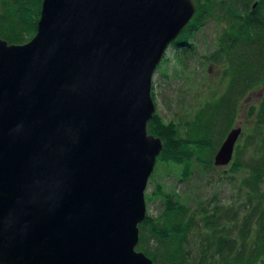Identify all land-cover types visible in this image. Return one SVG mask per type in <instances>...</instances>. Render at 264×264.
Segmentation results:
<instances>
[{
	"label": "water",
	"instance_id": "water-1",
	"mask_svg": "<svg viewBox=\"0 0 264 264\" xmlns=\"http://www.w3.org/2000/svg\"><path fill=\"white\" fill-rule=\"evenodd\" d=\"M194 12L195 0H41L27 41L0 38V264H153L135 248L162 149L146 128L152 75Z\"/></svg>",
	"mask_w": 264,
	"mask_h": 264
},
{
	"label": "trees",
	"instance_id": "trees-1",
	"mask_svg": "<svg viewBox=\"0 0 264 264\" xmlns=\"http://www.w3.org/2000/svg\"><path fill=\"white\" fill-rule=\"evenodd\" d=\"M40 2L0 0V38L8 43L27 41L35 33ZM214 9L221 14L218 22H224V26L207 61L227 64L226 94L200 107L193 117L182 123V128L161 121L155 113L146 126L147 132L158 136L163 143L156 163L180 166L181 179L188 177L195 163L204 169L213 168L212 156L218 143L234 123L233 96L241 95L261 81L264 86V0H195L194 15L170 44L186 45L184 49L189 50L187 40L191 30L200 27ZM254 115L249 142L256 157L249 165L251 172L245 185L250 182V190L257 191L264 177V92ZM238 165L233 162L231 169L237 170ZM155 196L160 200L161 209L155 216L145 215L138 225L139 239L135 246L153 264H264L261 214L258 213L252 244L246 246L242 238L235 246L223 225L227 218L219 212L217 204L207 202L191 208L181 194L163 190L159 184L145 196L146 203ZM258 198H262L260 193ZM252 209L257 212L258 200ZM194 232L199 237L200 251L196 258L190 252V236Z\"/></svg>",
	"mask_w": 264,
	"mask_h": 264
},
{
	"label": "rangeland",
	"instance_id": "rangeland-1",
	"mask_svg": "<svg viewBox=\"0 0 264 264\" xmlns=\"http://www.w3.org/2000/svg\"><path fill=\"white\" fill-rule=\"evenodd\" d=\"M220 15L214 9L212 14L204 18L200 27L191 30L192 34L187 40L189 50L184 49L186 45L176 47L174 44H169L165 49L153 72L151 85L154 113L161 121L175 123L182 128V123L193 117L200 107L226 94L227 64H211L207 61L209 53L217 46V37L224 26V22H218ZM261 82L241 95L236 93L233 96L235 118L232 127L239 125L241 131L235 141L231 160L226 165L204 169L195 163L188 177L181 179L180 166L155 162L144 190L145 197L159 184L163 190L181 194L191 208L207 202L217 204L219 212L222 211L221 214L227 218L223 220V225L235 246L241 243L242 238L246 246L252 244L258 213L261 214L260 220H264V177L258 183L257 191L250 190V182L245 185L251 172L249 165L256 157L249 140L255 123L254 112L264 92ZM251 110L253 112L248 114ZM233 162L239 164L237 170L231 169ZM258 193L262 198L257 199ZM257 200L260 211L255 212L251 206H255ZM160 209V200L156 196L146 203L148 215L155 216ZM198 238L195 232L190 236L193 258L200 251Z\"/></svg>",
	"mask_w": 264,
	"mask_h": 264
},
{
	"label": "flooded vegetation",
	"instance_id": "flooded-vegetation-1",
	"mask_svg": "<svg viewBox=\"0 0 264 264\" xmlns=\"http://www.w3.org/2000/svg\"><path fill=\"white\" fill-rule=\"evenodd\" d=\"M179 42H181L182 43V41L180 40Z\"/></svg>",
	"mask_w": 264,
	"mask_h": 264
}]
</instances>
